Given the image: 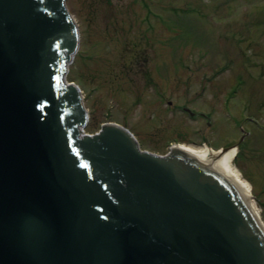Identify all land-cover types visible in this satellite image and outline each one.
I'll list each match as a JSON object with an SVG mask.
<instances>
[{"label": "water", "instance_id": "95a60500", "mask_svg": "<svg viewBox=\"0 0 264 264\" xmlns=\"http://www.w3.org/2000/svg\"><path fill=\"white\" fill-rule=\"evenodd\" d=\"M77 47L66 0H0V264H264L263 224L201 157L81 135Z\"/></svg>", "mask_w": 264, "mask_h": 264}, {"label": "rangeland", "instance_id": "374dc122", "mask_svg": "<svg viewBox=\"0 0 264 264\" xmlns=\"http://www.w3.org/2000/svg\"><path fill=\"white\" fill-rule=\"evenodd\" d=\"M66 3L80 35L66 77L92 129L118 122L158 154L179 142L237 146L234 165L264 221V0ZM183 105L210 112L209 123Z\"/></svg>", "mask_w": 264, "mask_h": 264}, {"label": "bare ground", "instance_id": "6f19581e", "mask_svg": "<svg viewBox=\"0 0 264 264\" xmlns=\"http://www.w3.org/2000/svg\"><path fill=\"white\" fill-rule=\"evenodd\" d=\"M75 55L76 53L73 54L68 67L73 62ZM172 147L181 149L183 150V152L185 151L201 157V163L205 167L209 166L215 172L226 177L236 187L243 199L248 203L255 216L261 221L264 226V221L252 201V191L251 188H249L248 181L242 176L239 169L234 165V158L238 151L237 146H231L227 149H213L208 144H205L203 146H194V144L191 145L179 142L172 145Z\"/></svg>", "mask_w": 264, "mask_h": 264}, {"label": "flooded vegetation", "instance_id": "af4514ba", "mask_svg": "<svg viewBox=\"0 0 264 264\" xmlns=\"http://www.w3.org/2000/svg\"><path fill=\"white\" fill-rule=\"evenodd\" d=\"M140 47L144 49V47H142V46H140ZM132 53H134V56L137 59V62H141L140 61V60H142L141 57L146 54V50L144 49V51H142V50L138 51L137 49H135L134 52H132ZM137 56H139V57H137ZM182 108H183V110L185 112L189 113L190 116H192L193 118H197V119H199V118H206L207 119V122L209 123V119L211 117L210 112H205L203 110H194V109L189 108L186 105H183ZM249 117L252 118L254 116H249Z\"/></svg>", "mask_w": 264, "mask_h": 264}, {"label": "trees", "instance_id": "16d2710c", "mask_svg": "<svg viewBox=\"0 0 264 264\" xmlns=\"http://www.w3.org/2000/svg\"><path fill=\"white\" fill-rule=\"evenodd\" d=\"M88 128L91 129L92 131H94V129H92L93 127L90 126L89 123H88V125H87V129H88ZM95 130H96V129H95ZM97 130H98V129H97Z\"/></svg>", "mask_w": 264, "mask_h": 264}]
</instances>
